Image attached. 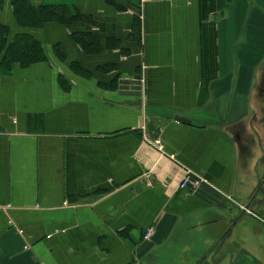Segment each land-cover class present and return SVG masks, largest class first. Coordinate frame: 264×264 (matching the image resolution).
Here are the masks:
<instances>
[{
    "label": "crops",
    "instance_id": "obj_1",
    "mask_svg": "<svg viewBox=\"0 0 264 264\" xmlns=\"http://www.w3.org/2000/svg\"><path fill=\"white\" fill-rule=\"evenodd\" d=\"M2 1L0 264H264V0Z\"/></svg>",
    "mask_w": 264,
    "mask_h": 264
},
{
    "label": "trees",
    "instance_id": "obj_2",
    "mask_svg": "<svg viewBox=\"0 0 264 264\" xmlns=\"http://www.w3.org/2000/svg\"><path fill=\"white\" fill-rule=\"evenodd\" d=\"M1 5H3L2 0H0V6ZM13 7H14V12L19 19L25 18L28 21L37 23L39 25L51 19L61 20L62 22L69 24L71 21L77 18V15L73 14L71 9H69V7L66 5L52 6V5L42 4L39 7H34L30 4L29 0H13ZM6 29L7 27L5 25L0 24V32L6 31ZM14 44L15 43L12 42L7 46L6 53L10 51L11 47L14 46ZM1 48L2 47H0V49ZM30 52H33V51L29 50V51L23 52V54H27ZM29 59H30V55H29ZM3 62H4V59H3ZM11 62L12 60L9 59L8 63L10 64Z\"/></svg>",
    "mask_w": 264,
    "mask_h": 264
},
{
    "label": "built area",
    "instance_id": "obj_3",
    "mask_svg": "<svg viewBox=\"0 0 264 264\" xmlns=\"http://www.w3.org/2000/svg\"><path fill=\"white\" fill-rule=\"evenodd\" d=\"M205 183L204 179L190 170L185 171L184 175L181 177L178 185V189L181 195H188L198 188H200ZM153 230H149L146 233V238L151 237Z\"/></svg>",
    "mask_w": 264,
    "mask_h": 264
},
{
    "label": "water",
    "instance_id": "obj_4",
    "mask_svg": "<svg viewBox=\"0 0 264 264\" xmlns=\"http://www.w3.org/2000/svg\"><path fill=\"white\" fill-rule=\"evenodd\" d=\"M121 94L125 95H132V96H137L141 94V89L138 86H125L121 89ZM147 130H148V136L150 139H158L160 133H161V127L156 126L155 122L153 119H148L147 123Z\"/></svg>",
    "mask_w": 264,
    "mask_h": 264
}]
</instances>
